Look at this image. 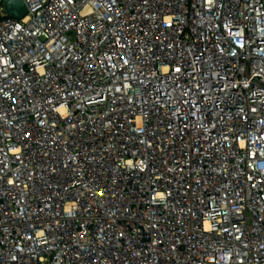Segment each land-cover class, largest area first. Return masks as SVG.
I'll return each instance as SVG.
<instances>
[{"label": "built area", "instance_id": "obj_1", "mask_svg": "<svg viewBox=\"0 0 264 264\" xmlns=\"http://www.w3.org/2000/svg\"><path fill=\"white\" fill-rule=\"evenodd\" d=\"M0 8V264H264V0Z\"/></svg>", "mask_w": 264, "mask_h": 264}, {"label": "water", "instance_id": "obj_2", "mask_svg": "<svg viewBox=\"0 0 264 264\" xmlns=\"http://www.w3.org/2000/svg\"><path fill=\"white\" fill-rule=\"evenodd\" d=\"M3 6L7 16L22 19L27 15L28 8L24 0H0V8Z\"/></svg>", "mask_w": 264, "mask_h": 264}, {"label": "rangeland", "instance_id": "obj_3", "mask_svg": "<svg viewBox=\"0 0 264 264\" xmlns=\"http://www.w3.org/2000/svg\"><path fill=\"white\" fill-rule=\"evenodd\" d=\"M1 14V13H0Z\"/></svg>", "mask_w": 264, "mask_h": 264}]
</instances>
